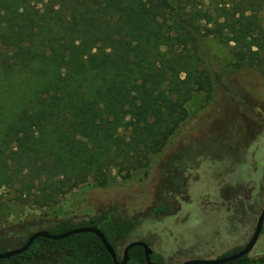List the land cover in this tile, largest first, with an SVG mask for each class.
<instances>
[{
	"label": "trees",
	"instance_id": "16d2710c",
	"mask_svg": "<svg viewBox=\"0 0 264 264\" xmlns=\"http://www.w3.org/2000/svg\"><path fill=\"white\" fill-rule=\"evenodd\" d=\"M211 39L230 46L228 62ZM241 69L264 78V0H0V252L39 229L82 225L100 229L120 261L143 219L189 200L182 154L164 161L154 202L130 216L116 202L79 216L64 211L63 197L90 178L99 185L110 166H145L184 121L182 103L196 91L210 100L226 72ZM9 202L54 213L11 221ZM150 257L166 264L156 251ZM0 264L115 262L81 232L37 237ZM126 264H147L142 246Z\"/></svg>",
	"mask_w": 264,
	"mask_h": 264
},
{
	"label": "rangeland",
	"instance_id": "374dc122",
	"mask_svg": "<svg viewBox=\"0 0 264 264\" xmlns=\"http://www.w3.org/2000/svg\"><path fill=\"white\" fill-rule=\"evenodd\" d=\"M209 44L219 63L231 59L228 44L216 39ZM224 80L226 87H216L210 100L196 91L182 103L184 121L145 166L108 167L99 185L90 178L65 195L64 211L82 216L114 202L127 216L143 210L154 202L164 161L180 152L189 200L181 201L175 214L143 219L129 241L149 240L166 264L215 258L242 247L264 206V78L241 69L226 72ZM6 211L11 221L54 213L17 202H9ZM243 264H264V226Z\"/></svg>",
	"mask_w": 264,
	"mask_h": 264
},
{
	"label": "water",
	"instance_id": "95a60500",
	"mask_svg": "<svg viewBox=\"0 0 264 264\" xmlns=\"http://www.w3.org/2000/svg\"><path fill=\"white\" fill-rule=\"evenodd\" d=\"M263 225H264V206L261 209V211L257 217L256 223L254 226V230H253L250 238L239 250L232 252V253L225 255V256H218V257L209 258V259L194 258V259L185 260L183 262H180L179 264H223L226 262H230L232 260H236V259H238L244 255H248L249 252L251 251L252 247L254 246L255 242L258 239V237H259V235L263 229ZM81 232H89V233L95 234L100 239L102 244L105 246L106 250L109 252L111 257L113 258L115 264H126L127 259H128V251L131 247H133L135 245H140L143 247L144 254H145V260H146L147 264H155L150 257L151 253H152V249L145 241L140 240V239H135V240L129 241L123 248L121 260L118 261L116 251H115L114 247L109 243V241L105 237L104 233L100 229L96 228L95 226H82V225L81 226H75V227H73V228H71V229H69L63 233H60V234H51L50 232H48L45 229L36 230L26 239V241L23 244L16 246L14 248L7 249L3 252H0V259L10 258L14 255L21 254L22 252L26 251L31 246V244L33 243V241L37 237L61 239V238L67 237L69 235L81 233Z\"/></svg>",
	"mask_w": 264,
	"mask_h": 264
},
{
	"label": "flooded vegetation",
	"instance_id": "af4514ba",
	"mask_svg": "<svg viewBox=\"0 0 264 264\" xmlns=\"http://www.w3.org/2000/svg\"><path fill=\"white\" fill-rule=\"evenodd\" d=\"M264 226V225H263ZM262 232V231H261Z\"/></svg>",
	"mask_w": 264,
	"mask_h": 264
}]
</instances>
